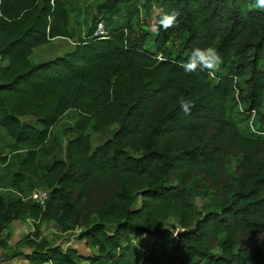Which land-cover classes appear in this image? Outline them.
<instances>
[{
    "label": "trees",
    "instance_id": "trees-1",
    "mask_svg": "<svg viewBox=\"0 0 264 264\" xmlns=\"http://www.w3.org/2000/svg\"><path fill=\"white\" fill-rule=\"evenodd\" d=\"M139 3L144 20L108 22L106 39L93 38L90 27L71 53L33 63L34 48L72 37L68 0H0V128L13 151L25 153L12 189L20 193L26 176L38 177V151L52 128L69 110L78 115L65 158L43 174L44 201L0 194V249L12 222L31 219L23 240L31 264L81 258L42 237L48 221L63 232L80 229L97 252L92 262L142 235L152 244L141 264H264V9L255 0H106L101 8L116 16L134 7L139 15ZM173 10L178 24L153 34L159 16ZM207 47L221 54V71L185 73L180 64ZM181 99L190 102L187 114ZM230 99L249 126L257 123L255 137L227 113ZM111 125V138L92 149L91 135ZM192 189L209 190L215 205L200 211Z\"/></svg>",
    "mask_w": 264,
    "mask_h": 264
},
{
    "label": "rangeland",
    "instance_id": "rangeland-1",
    "mask_svg": "<svg viewBox=\"0 0 264 264\" xmlns=\"http://www.w3.org/2000/svg\"><path fill=\"white\" fill-rule=\"evenodd\" d=\"M106 0H68V22L69 30L73 36L76 29L83 31V35L86 36L90 27L94 28L95 21L98 17L102 18L103 23L107 27L124 26L127 21V17H130V21L134 25L137 20H144L146 15L140 3L137 7L140 11L139 15H134V7L129 9V12L121 13L116 16L110 15V13L103 11L101 4ZM158 6L155 5L151 13V25L154 23L155 18L159 15ZM108 29V28H106ZM108 31V30H107ZM77 33V31H76ZM152 34V33H151ZM78 35H80L78 33ZM56 40L53 43H57ZM153 47V35H150L147 39V48ZM221 71V69L219 70ZM218 73V72H216ZM215 73V75H216ZM227 113L236 121L241 133L247 137H255L254 134L258 130L257 123L253 121V125H248V119L245 115L239 112L237 105L234 100L230 99L226 105ZM30 118H21L23 122H28ZM78 119L77 112L75 110H69L60 119L59 123L54 126L51 130V134L47 141L38 151V177L26 176L25 182L21 186V196L28 201H39L42 203L44 200L43 192L47 190L44 187L43 174L46 167L55 159L65 158V148L67 142L74 137L73 134L68 133L67 129L71 127ZM116 129V125H111L109 129L104 133L95 132L91 135V147L94 149L98 145L102 144L109 138H111L113 130ZM14 150V146L11 140L7 137L5 132L0 128V193L5 199L19 197L17 192L12 190L10 185L12 175L15 172L21 171L20 160L24 157V151ZM133 154V153H132ZM134 155V154H133ZM136 156V155H135ZM230 172L233 171L236 165V160L233 157L228 158ZM41 193L37 199L33 198L34 194ZM194 195V202L197 208L205 212L207 208L215 205V199L213 194L209 190L196 191L192 189ZM139 207V204L136 205ZM33 221L30 219L27 221L20 220L11 224L4 232V235L8 236L7 245L5 248L0 249V253L5 254L7 258L19 257L24 260L23 256L28 252L23 245V240L26 235L31 233ZM166 227L177 236L178 233L183 232L172 219H168ZM80 229L72 232H63L58 229L53 221H48L41 227L42 237L45 238L51 246H59V248L72 247L77 249L80 259H76V264H141L140 256L142 253L147 251V248L152 244V239L145 236L132 237V240L126 244L120 251L115 252L112 255H104L100 260L92 262L90 257H95L97 252L95 249L86 245L84 240L79 239ZM214 253L220 255L219 249L215 250ZM27 261V262H26ZM27 264H31L29 260H26Z\"/></svg>",
    "mask_w": 264,
    "mask_h": 264
},
{
    "label": "clouds",
    "instance_id": "clouds-1",
    "mask_svg": "<svg viewBox=\"0 0 264 264\" xmlns=\"http://www.w3.org/2000/svg\"><path fill=\"white\" fill-rule=\"evenodd\" d=\"M255 7L264 9V0H255ZM180 12L173 10L171 12L163 13L159 16L157 27L153 29V34H158L159 28L167 30L178 24ZM223 63L221 54L213 47L195 48L191 52L189 58L180 64L185 73H195L197 71H207L209 75H215L220 70ZM180 106L187 114L190 111V102L181 99Z\"/></svg>",
    "mask_w": 264,
    "mask_h": 264
},
{
    "label": "crops",
    "instance_id": "crops-1",
    "mask_svg": "<svg viewBox=\"0 0 264 264\" xmlns=\"http://www.w3.org/2000/svg\"><path fill=\"white\" fill-rule=\"evenodd\" d=\"M67 29H68L69 33L71 34V36H72L70 39L69 38H65V37H55V38L51 39L49 42H47L46 44H43V45H40V46L34 48L32 50L31 55L29 56L30 61L33 62V63H39V62H42V61H50V60H52V59H54L56 57H61V56L65 55V54L71 53L75 49L76 42L81 40V39H83V38H85L86 36L83 35V31H79L78 29H76L77 33L75 31V34L73 36L72 32L69 30V22H68ZM78 33L80 35H78ZM56 40H59V41L57 43H53ZM3 64H5V63H3ZM24 117L30 118L28 122H24V123H29V122H33L34 121L33 118L30 117V116L20 117V120H21V118H24ZM12 190L14 192L16 191L17 194L19 195V197H22L21 196V192L19 193L17 190H14V189H12ZM27 220H29V219H24V221H27ZM18 221H20V220H17V221H14V222H18ZM14 222H12L11 224H13ZM44 223L45 222L42 223L41 227L43 226ZM7 235H5V236L7 237V240H8V236ZM23 258H24V260L19 258V257H15V258H10L9 257V258H7V256L5 257V254L0 253V264H27L26 263L27 259L25 258V256H23Z\"/></svg>",
    "mask_w": 264,
    "mask_h": 264
},
{
    "label": "built area",
    "instance_id": "built-area-1",
    "mask_svg": "<svg viewBox=\"0 0 264 264\" xmlns=\"http://www.w3.org/2000/svg\"><path fill=\"white\" fill-rule=\"evenodd\" d=\"M92 37L96 38V39H106V38H108V32H107V30L105 28V25H104L101 17H99V19H97V21L95 23V28H94V30L92 32ZM39 195H41V193H39ZM39 195L35 193L33 195V198L37 199ZM46 196H47V193L43 192L44 199L46 198ZM37 202H39V201H37Z\"/></svg>",
    "mask_w": 264,
    "mask_h": 264
},
{
    "label": "water",
    "instance_id": "water-1",
    "mask_svg": "<svg viewBox=\"0 0 264 264\" xmlns=\"http://www.w3.org/2000/svg\"><path fill=\"white\" fill-rule=\"evenodd\" d=\"M181 234H182V232L178 233L177 237L180 238Z\"/></svg>",
    "mask_w": 264,
    "mask_h": 264
}]
</instances>
